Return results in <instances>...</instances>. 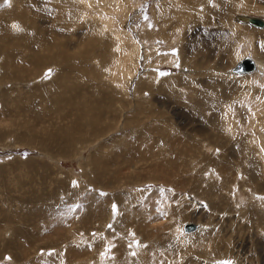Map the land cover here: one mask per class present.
Returning <instances> with one entry per match:
<instances>
[{"label": "rangeland", "instance_id": "rangeland-1", "mask_svg": "<svg viewBox=\"0 0 264 264\" xmlns=\"http://www.w3.org/2000/svg\"><path fill=\"white\" fill-rule=\"evenodd\" d=\"M238 14L264 0H0V264H264Z\"/></svg>", "mask_w": 264, "mask_h": 264}, {"label": "bare ground", "instance_id": "bare-ground-1", "mask_svg": "<svg viewBox=\"0 0 264 264\" xmlns=\"http://www.w3.org/2000/svg\"><path fill=\"white\" fill-rule=\"evenodd\" d=\"M253 16H250V15H245V14H238V15H236V20H237V22H239V23H242L243 25L244 24H246V25H252L253 27H258V28H261V29H264V19H261V18H257V17H253V18H257L259 21H256V22H253V21H251L250 19L252 18ZM250 58V57H249ZM252 59V58H251ZM242 60V59H241ZM253 60V59H252ZM253 63H254V67H253V69H251V70H249V71H243V72H236V71H234L233 70V68H232V70H231V72L233 73V74H235V75H238V76H242V75H245V74H251V73H253L254 71L256 72L257 70L259 71V70H261V68H263L264 67V63L262 62V61H255V60H253ZM97 105V104H96ZM97 107V106H96ZM195 138H196V136H194ZM201 137V136H200ZM243 153L244 154H246V155H252L253 157L254 156H256V155H258V153L256 152V150H255V154H252V149H251V147L248 145V144H245V146H244V150H243ZM260 157V155H258V158ZM167 197V196H166ZM186 224V223H185ZM184 224V225H185ZM195 224V228L194 229H190V230H185L184 229V232H186V233H191V232H195V231H197V229H198V224L197 223H194ZM184 227V226H183ZM73 234H74V236H75V233L74 232H72ZM33 235V234H32ZM57 236H58V234H57ZM63 237V236H62ZM29 240V239H28ZM72 240V239H71ZM76 244V243H75ZM52 257V256H51ZM53 258V257H52ZM59 259H60V257H59ZM51 260V259H50ZM62 260V259H61ZM57 262V261H56ZM37 263H39L38 261H37ZM62 264V263H61Z\"/></svg>", "mask_w": 264, "mask_h": 264}, {"label": "water", "instance_id": "water-1", "mask_svg": "<svg viewBox=\"0 0 264 264\" xmlns=\"http://www.w3.org/2000/svg\"><path fill=\"white\" fill-rule=\"evenodd\" d=\"M250 20L253 22L259 21L257 18H253V17ZM253 67H254L253 60L249 57H245L242 60H239L234 65L233 70L236 72H243V71H249L253 69ZM194 228H195V224L193 222H189L184 225L185 230H190Z\"/></svg>", "mask_w": 264, "mask_h": 264}, {"label": "snow or ice", "instance_id": "snow-or-ice-1", "mask_svg": "<svg viewBox=\"0 0 264 264\" xmlns=\"http://www.w3.org/2000/svg\"><path fill=\"white\" fill-rule=\"evenodd\" d=\"M49 72H51V70H49Z\"/></svg>", "mask_w": 264, "mask_h": 264}]
</instances>
